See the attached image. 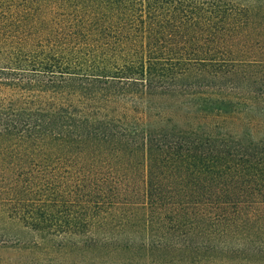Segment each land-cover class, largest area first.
<instances>
[{
    "label": "trees",
    "instance_id": "16d2710c",
    "mask_svg": "<svg viewBox=\"0 0 264 264\" xmlns=\"http://www.w3.org/2000/svg\"><path fill=\"white\" fill-rule=\"evenodd\" d=\"M0 264H264V0H0Z\"/></svg>",
    "mask_w": 264,
    "mask_h": 264
}]
</instances>
